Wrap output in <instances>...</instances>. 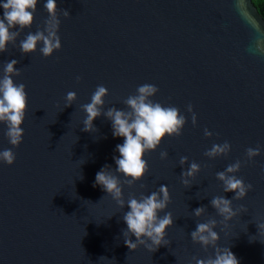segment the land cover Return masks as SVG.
I'll return each mask as SVG.
<instances>
[{"label":"water","instance_id":"water-1","mask_svg":"<svg viewBox=\"0 0 264 264\" xmlns=\"http://www.w3.org/2000/svg\"><path fill=\"white\" fill-rule=\"evenodd\" d=\"M44 3L38 0L34 23L16 46L0 53V76L5 62L17 60L21 75L13 79L24 83L28 94L19 147L12 148L0 124V151L16 153L13 165L0 163V264H195L192 257L214 256L212 247L205 251L193 243L190 233L210 216L222 220L210 200L235 193L223 192L216 173L238 159L246 161V149L258 145L260 155L235 174L253 185L244 199L233 201L234 210L244 205L247 212L223 231V225L214 230L218 246L230 247L239 264H264V235L258 229L264 224V50L257 47L264 48V18L252 0H56L61 49L44 57L41 44L22 54L20 40L47 19ZM62 9L71 17L64 18ZM145 83L159 89L151 99L174 105L187 117L182 135L166 136L145 155L149 173L123 188L126 201L130 193L138 198L162 184L169 188L170 244L155 252L127 248L122 235L127 205L121 209L101 186L93 187L104 165L116 167V145L124 138L113 136L103 115L93 121L98 131L81 130L87 115L81 105L91 102L98 85L109 93L104 111L113 106L127 111L123 100ZM70 91L77 99L64 108ZM205 128L211 137H205ZM224 141L232 146L227 156L204 155ZM163 150L167 159L160 158ZM181 156L188 157L184 166ZM193 161L201 171L185 188L180 174ZM141 183L147 187L141 189ZM202 205L205 215L192 216Z\"/></svg>","mask_w":264,"mask_h":264},{"label":"clouds","instance_id":"clouds-1","mask_svg":"<svg viewBox=\"0 0 264 264\" xmlns=\"http://www.w3.org/2000/svg\"><path fill=\"white\" fill-rule=\"evenodd\" d=\"M38 0H0V9L3 14L0 16V53L8 51V45L14 47L18 37L25 29L31 28L34 23V14L37 12ZM47 12V19L44 20L43 28L37 27L35 32L29 31L24 39L19 42V49L22 54L34 53L38 45L40 53L44 57H50L55 51L61 49V39L58 35L61 20L58 16V6L56 0H46L43 5ZM64 18H70V13L66 9L60 10ZM16 29V30H14ZM258 48L264 50L258 43ZM17 60L12 59L4 63L3 75L0 76V124L5 126L3 132L12 148L19 147L23 141L24 130L22 125L26 119L28 109V94L24 83H15L13 77L21 75L20 69L15 65ZM77 81L82 78L76 77ZM159 91L153 84H142L136 89V93L129 95L123 100L127 111L117 109L115 106L104 111L105 97L109 94L104 85H98L91 95V102L81 105V109L87 114L83 121L84 132L98 131L93 121L103 115L111 121L112 134L114 137H123L124 142L116 145L119 156H114L116 167L104 165L95 175L93 187L97 185L111 196L116 204L123 209L127 205L129 211L123 214V221L127 228L122 229L124 243L130 251L143 246L150 252H155L160 246H167L170 241L166 239V230L172 227L174 219L172 213L165 212L171 203L169 188L160 185L156 191L150 195L140 196L130 193L127 201L124 198L123 188L126 185L132 188L149 173V164L144 159L146 154L155 151L162 140L168 137H178L182 135V130L187 123V117L180 113L174 105H163L156 102L152 97ZM77 99L75 92H68L65 97V107H70ZM187 112L191 114V123L197 124V115L193 111L192 104H188ZM205 137H211L213 133L207 128L204 129ZM51 137V133H50ZM79 140V137H78ZM77 140V141H78ZM231 144L224 141L222 144H213L204 152L209 159L227 156L231 151ZM12 148L0 151V163L13 165L16 160V153ZM261 153V146L246 149V161L236 160L229 164L224 171L216 173V178L222 182L223 192H234L231 199L224 195L214 196L210 200V206L215 209L222 220L217 221L215 217H209L204 222H197L195 230L191 231L190 237L193 243L200 244L205 251L209 247L214 249V256L210 255L205 259L192 257L195 264H239L238 258L231 251L230 247L218 246L220 236L214 229L223 225L221 231L228 227V222L242 212H247V208L241 205L239 209H233L234 200L244 199L249 191L253 190L251 183L246 184L242 178H238V173L244 163L252 161ZM167 150L160 152L161 159H167ZM188 163L187 156H181L179 164L184 166ZM201 171V166L197 162H191L190 166L180 174L181 183L185 188L192 186V180ZM264 173V166H261ZM119 174V175H117ZM123 176V179L120 178ZM83 177L81 176L80 179ZM141 189L147 187L146 184L139 185ZM207 206H200L192 211V216L200 218L205 215ZM164 212L163 216L159 213ZM259 232L264 235V224L258 225ZM135 237V240L132 237ZM255 241V240H250ZM264 243V242H262Z\"/></svg>","mask_w":264,"mask_h":264},{"label":"trees","instance_id":"trees-1","mask_svg":"<svg viewBox=\"0 0 264 264\" xmlns=\"http://www.w3.org/2000/svg\"><path fill=\"white\" fill-rule=\"evenodd\" d=\"M252 2L264 18V0H252Z\"/></svg>","mask_w":264,"mask_h":264}]
</instances>
